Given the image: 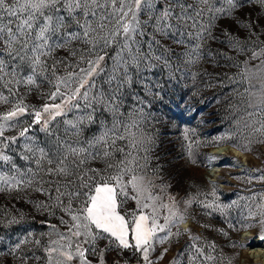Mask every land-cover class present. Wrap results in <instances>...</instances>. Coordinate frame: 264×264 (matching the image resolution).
<instances>
[{"label": "snow or ice", "instance_id": "snow-or-ice-1", "mask_svg": "<svg viewBox=\"0 0 264 264\" xmlns=\"http://www.w3.org/2000/svg\"><path fill=\"white\" fill-rule=\"evenodd\" d=\"M246 6L260 14L241 21ZM224 21L246 35L233 36L220 27ZM216 28L225 37L220 43L246 55L239 79L229 78L242 91L225 97L228 111L243 105L244 115L234 118L233 130L207 141H194L185 129L192 164L194 144L231 143L245 152L264 144V0H0V194L13 202L0 205V229L15 233L7 241L0 235V259L163 264L184 238L168 264H232L214 240L182 227L194 219V207L219 214L228 230H213L224 237L259 225L264 240V193L253 191L247 213L234 221L229 210L238 202H219L214 181L209 191L181 195L159 163L151 109L166 105L177 73L191 76L193 87L201 76H209L207 87L219 86L206 69L192 71L206 56L214 61L205 45L218 39ZM32 95L39 106L26 103ZM183 102V95L173 101ZM223 158L209 155V166ZM245 171L247 177L234 178L264 184V167ZM16 202L44 217L39 223L49 231L37 234L36 215Z\"/></svg>", "mask_w": 264, "mask_h": 264}, {"label": "rangeland", "instance_id": "rangeland-1", "mask_svg": "<svg viewBox=\"0 0 264 264\" xmlns=\"http://www.w3.org/2000/svg\"><path fill=\"white\" fill-rule=\"evenodd\" d=\"M259 14L258 9L246 6L238 16L241 21H244ZM220 27L228 28V31L233 36L243 38L246 35L242 28L233 25L231 21L222 22ZM214 34L218 39L209 41L205 45V51H211L214 61L206 56L202 63L198 67L193 68L192 71L199 72L206 69L211 74V83L219 86L207 87L204 82L209 80V76H201L196 79V87H193L191 76L177 73V79L167 85L172 94L165 97L166 105L157 103L155 108L151 109L153 115L157 118L154 121L153 134L157 137V152L160 156L159 163L162 168V173L173 185L172 191L181 195L185 192H193L197 188L209 191V181H214L217 185L219 202L223 204H229L232 201L238 202L236 207L229 210L230 218L235 221L242 214L247 213V205L251 204L252 201L246 198L250 197L253 191L257 194L264 193V184L255 183L254 185H248L244 181L234 178L237 176L247 177L249 173L245 169L264 167V144H254L250 152L236 148L244 154V157L228 151L226 152V150L215 153L213 152L215 146L205 148L202 145L197 147L194 144V155L197 163L192 164L187 158L185 150L186 142L182 136L183 131L188 129L190 137L194 141L210 140L212 137L233 130L232 121L234 118L244 115L243 105L236 111H228V102L225 100V97H231L234 88L242 91V86L234 84L229 78L235 77L239 79V65L246 59V55L233 50L227 44L220 43L221 40L225 39L220 28L214 29ZM179 50L177 49V51ZM98 83H101V81H98ZM47 90L45 86V91ZM182 95L184 102L177 106L173 101H179ZM40 102L39 98L35 95L28 96L26 99V103L37 106H39ZM230 102L236 105L238 104V99L232 98ZM7 134L12 135L15 133L9 132ZM222 145L232 146L231 143H225L219 146ZM219 154H223L224 158L215 161L219 163V168L214 175H210L208 172V156ZM229 157H235L239 161V164L231 166L232 160L228 159ZM20 163L22 164L23 162L20 161ZM153 164H155V161H153ZM92 166L96 167L99 165L94 164ZM12 203L11 197L6 194H0V205H8L11 207ZM16 208L25 213L32 212L36 215V222L32 223L31 227L37 234L49 231L44 224L39 223V220L44 217L35 214L29 205L16 202ZM192 212L194 219H190L182 227H190L194 234H199L210 241L214 240L223 248L228 256L233 257L232 264H261L254 262L250 258L245 259L243 255L245 247L227 246L229 240L247 246L250 238L260 234L259 225L244 228L240 231L229 230V237H224L213 230L214 228H225L228 230L226 223L219 214H214L211 217L203 215L199 207H194ZM48 219L52 223H57L54 217H49ZM202 224L212 225L213 228H203L201 227ZM0 235H4L7 241L10 237H14L15 233H7L3 229H0ZM183 243L184 238L181 239L180 244L176 245L169 252L163 264H168V260L175 255L176 248H179ZM3 249L4 244L0 243V250ZM40 254V252H37V255ZM10 259L8 258V260ZM0 264H7V262L4 259H0Z\"/></svg>", "mask_w": 264, "mask_h": 264}, {"label": "bare ground", "instance_id": "bare-ground-1", "mask_svg": "<svg viewBox=\"0 0 264 264\" xmlns=\"http://www.w3.org/2000/svg\"><path fill=\"white\" fill-rule=\"evenodd\" d=\"M225 150L226 152L228 151L232 154H236L244 157V154L242 152H240L238 149L230 145L215 146L213 148V152L215 153L223 152ZM218 168H219V163L214 161L211 163L210 166H208V172L210 173V175H214ZM258 236L259 234L254 235L253 238L250 239L249 244L245 246L243 250V255L245 259L250 258L254 262H259L261 264H264V240L258 239Z\"/></svg>", "mask_w": 264, "mask_h": 264}]
</instances>
